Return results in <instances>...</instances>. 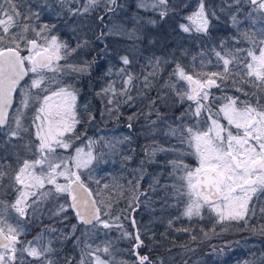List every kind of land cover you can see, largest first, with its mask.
<instances>
[{
	"label": "snow or ice",
	"instance_id": "1",
	"mask_svg": "<svg viewBox=\"0 0 264 264\" xmlns=\"http://www.w3.org/2000/svg\"><path fill=\"white\" fill-rule=\"evenodd\" d=\"M58 2L63 7L71 0ZM246 2L254 7L245 14V19H251L254 26L257 20L253 14L259 13V21L264 25V0ZM98 3L99 0H87L81 8L69 6L67 13L83 17L90 14ZM107 3L115 5L116 0H107ZM243 3L244 0H219V4L214 6L208 0H195L193 10L183 17L185 22L178 24L181 32L210 36L214 22L221 20L219 12L228 15L232 28L236 29L237 34L231 39L236 43L247 41L251 47L229 48L226 41L221 40L210 50L216 58L218 71H203L204 59L200 61L202 70L199 72L194 67L171 61L174 67L161 91L153 98L149 93L155 86L154 82L170 61L153 57L137 72L138 44L133 43L125 52H113L106 42L107 37L117 35L134 42L142 41L144 35L140 21L143 18H134L131 30L113 24L107 32L98 33L92 32L81 20L82 34L78 36L76 46L71 47L54 31L55 24L41 22L39 9L44 5H37L36 9L26 5L21 12L14 0H0V131L5 132L9 141L13 138L20 141L14 147L23 149L25 153H16L15 165L0 163V190L10 187L16 192L15 200L7 205L0 201V208H11L17 216L13 224L0 212V264H25L18 259V251L21 256L26 253L33 257L37 264H54L49 258L54 251L51 240L45 245L40 243L44 239L43 234L35 238L36 246L31 241L24 243L19 239L24 233L20 220L42 214L43 205L48 201H59L61 196L64 203L57 202L47 211L51 217L67 221L71 210L77 223L70 225L67 233L55 227H49L47 231L60 232L64 240L76 238L77 244L82 245L78 264H113L114 242L107 239L112 230L118 231L121 239L131 242L130 252L135 258L131 264H163V260H153L149 254H141V249L147 247L142 236L148 235V226L139 225L133 215L140 206V196L146 195L139 190L145 166L157 163L158 154L172 157L165 163L171 166L169 175L177 183L165 185V188H171V196L177 201V205L172 206L183 204L180 215L167 220L169 229L173 228L175 220L181 218L203 220L206 209L210 219L214 214L215 223L226 226L231 222L249 223L256 215L255 206L249 207L253 196L258 201L257 193L264 192V103H261L264 99V26L259 29L241 28L242 21L238 16ZM183 7L187 8L189 4L185 2ZM137 8L157 13L161 21L174 11L169 0H139ZM107 11L115 9L108 8ZM103 19L99 17L101 22ZM146 23L155 26L158 21L148 19ZM89 32H92L91 37ZM97 42L100 45L98 49ZM154 42L149 40V43ZM82 51L96 54L79 63L69 62L70 57ZM242 51L245 52L244 57L239 55ZM109 57L112 59L103 67L104 84L95 95L106 97L108 104L115 103L117 109L121 104L136 108V102L140 100L143 107L128 117L129 129L132 128L131 121L139 118L140 114L146 119L153 115L156 117L148 119L144 128L145 139L149 142L141 149L144 159L139 161L140 175L136 177L135 184L128 181L129 190L135 194L126 208L116 212L113 211L112 200L115 186L110 188L109 183L101 184L95 174L97 168L111 162L109 156L117 150V145L130 143L131 137L126 136L116 143H101L89 138L85 142L87 151L85 147H76L74 155L69 156L57 152L58 149L72 148L73 142L80 139L77 126L95 118L87 105L78 110L79 90L63 77L91 75L99 60ZM195 59L193 57V61ZM208 63L212 62L209 60ZM228 81L232 82L236 92L243 93L245 97L250 93L244 90L243 85L251 84L254 89L251 95L259 91L260 99L253 103L239 95H228L227 91H222L220 96L211 92L212 88H227ZM169 94L174 103L190 102L178 117L168 118L159 110L160 106L168 105ZM17 97L19 106L13 109ZM9 110L14 113L11 117L14 126L9 125ZM185 118L191 122L184 123ZM169 119L172 123H168ZM157 134L165 138L164 144L156 139ZM26 135L34 139L25 140ZM172 139H175V144L171 143ZM98 144L99 151L96 150ZM134 151L130 149L129 154L122 155V161L130 162ZM186 157H194L196 166L186 163ZM100 171L105 172L106 169L100 168ZM5 178L9 180L7 185ZM60 178H63V183L59 182ZM89 183L97 187L90 188ZM154 184H159V180H154ZM150 188L155 190L153 185ZM105 191L109 192L107 200L101 196ZM260 211L264 214V208ZM126 222L131 230L126 227ZM78 225L83 226L80 236H76ZM174 230L192 232V228L183 226ZM225 230L226 227L222 229ZM211 231L215 234V227ZM201 232L207 237L208 233L203 229ZM101 233L105 239L94 245L91 241ZM190 238L197 239L195 235ZM66 264H71V261L67 260ZM121 264L125 262L121 261ZM259 264H264V255L260 257Z\"/></svg>",
	"mask_w": 264,
	"mask_h": 264
},
{
	"label": "rangeland",
	"instance_id": "2",
	"mask_svg": "<svg viewBox=\"0 0 264 264\" xmlns=\"http://www.w3.org/2000/svg\"><path fill=\"white\" fill-rule=\"evenodd\" d=\"M191 0H169L170 5L174 9V11L170 12L169 16L166 17L163 21L160 20V17L157 13L151 11H144L143 9L137 8V4L139 0H127L123 5L122 10L117 11L113 15L110 16V28L113 24L121 25L124 28L131 30L135 24L136 17L143 18L140 23L143 26L144 39L142 41H132L128 39L126 36H109L110 39L113 40V47L110 49L120 52H125L133 43L138 44L139 46V54L137 55L138 65L135 66V71H140V66L146 64L147 60L153 57H160L170 61L169 64L164 65V70L161 73L160 77L157 81L154 82L155 86L152 91L149 93L150 96L155 98L157 93L161 91V86L167 81L174 64L171 61H177L182 65L188 67H194L195 70H199L201 68L200 61H193V57L199 52H202L198 47L197 43L203 39L199 34H187L180 31L178 24L184 23L183 17L189 14L192 10ZM210 1V2H209ZM187 2L189 7H183L184 3ZM195 2V0H194ZM212 5H218L219 0H208ZM254 6L249 5L246 0H244L243 7L238 16L240 20L245 18V14L253 10ZM63 17L62 22L54 23L56 25V29L54 31L57 32L59 37L67 41V43L71 47L76 46V40L80 34L77 29V25L80 20L84 19V17H88L89 14H84L83 17H75L70 16L67 13V9H63ZM124 11L125 17L119 16ZM58 13V12H54ZM61 13V12H60ZM123 14V15H124ZM221 16V20L219 23L214 22V27L211 30V35L216 36L214 44L211 46V49L219 44L221 40H217V38L222 37L221 31L224 28V25L227 18H230L228 15L223 13H219ZM254 18L257 20V23L253 26L251 19H247V25L253 27H262L259 21V13L253 14ZM87 19V18H86ZM148 19H155L158 23L155 26L149 25L146 23ZM225 20V21H224ZM257 28V29H258ZM221 29V30H220ZM31 35V33H29ZM207 37L210 40L211 39ZM154 40V43H149V40ZM199 42V43H200ZM248 43V42H246ZM227 47L233 48V45L226 44ZM248 48V45H245ZM243 45L241 47H237L240 49H244ZM203 49V48H202ZM210 49V50H211ZM88 51H82L75 54L73 57L69 58L70 63H79L84 59H91L87 57ZM240 57H244L245 52H240ZM112 58H106L105 61L99 62L101 66L97 68L91 75L84 74H72L71 76L65 75L63 79L71 82L75 85V87L79 90V99L77 102L78 110L82 109L84 105H87L88 111L91 114L96 112V108L93 107L90 103L92 101L91 95L81 94V86L82 81L87 79V77H91L90 88L88 91H96L100 90L101 86L104 84L103 76V67L107 65L108 61ZM114 62V61H113ZM63 63V62H62ZM207 72V71H206ZM49 75H52L49 73ZM183 84V82H181ZM228 87L222 90H218L216 88H212L211 92L216 96H220L222 91H227L228 95H239L241 99H247L250 102L255 103L257 99H260V93L256 92V95H251L250 84H244V90L249 92L250 95L245 97L243 93L236 92L235 87L232 86V82H227ZM239 86V85H237ZM250 89V90H249ZM164 92H167V89H163ZM102 99L107 100L106 97H102ZM19 97L17 99L16 107L19 106ZM146 103V101L144 102ZM190 102L185 101L183 104L174 103V98L169 94L168 105L160 106L159 110L166 117H178L181 112L187 109L188 104ZM261 103H264V99L261 100ZM159 104V101H158ZM113 107V104H110ZM136 108H131L127 104H121L119 106V113L124 115V118L128 120V117L136 112L138 109L142 108L140 100L136 102ZM15 107V108H16ZM97 107V106H96ZM116 107V106H115ZM30 111V109H29ZM143 111H147V108H143ZM127 114V115H126ZM14 113L12 114V116ZM11 116V117H12ZM11 119V118H10ZM148 119H156L155 115L151 116ZM148 119L144 117L143 114L139 115V118L135 119L137 121V135L138 137H132L129 129L119 127V124H111V120H104L107 125H109L110 129L107 130L101 129V126H97L94 120L90 122L83 123L77 126V132L80 133V139H77L73 142V147L67 150L58 149L57 152L60 155L69 156L74 155V149L76 147H85V142L91 138L94 140L101 141H111L112 143H116L117 140H122L124 137H131L130 143H124L122 145H117V150L110 154L109 158L111 162L107 165H101L100 168L106 169L105 172H101L100 168H97L96 178H100L101 184L109 183L110 188L114 186V194L112 195L113 205L116 201L121 202L116 208V211L120 209H124L127 207V203L134 196V192L130 191V185L128 181H132L133 184L136 183V177L140 175L139 161L144 159V153L141 151L142 147L148 143L149 141L145 139L144 136V128L148 123ZM134 120V119H133ZM138 120H142L143 122H138ZM190 123L191 121L188 118H185L184 123ZM224 122V121H222ZM27 124V120L24 121ZM168 123H172V119L168 120ZM9 125H13L12 119L9 122ZM14 126V125H13ZM34 139V137L26 135L25 140ZM156 139L159 140L161 144H164L165 138L161 134H157ZM21 142L16 138H13L11 141L8 140L5 132L0 131V163L3 164H13L15 165L16 161V153L19 152L20 155H24V151L21 148L14 147V145H18ZM171 143L175 144V139L171 140ZM130 149H135L132 152L133 159L130 162L122 161V155L129 154ZM88 149L85 147V151ZM97 151L100 150V145H97ZM105 152L108 151L107 148L104 149ZM172 157L166 154H158L156 156L157 163L146 165L145 172L143 174V178L139 181V190L141 192L146 193L145 196H140V206L133 213L139 225H147L148 226V235L142 236L147 247L141 249L142 252L148 253L153 260L160 259L163 260V264H212L215 262V259L223 261L226 257L231 256L232 252H234V239L239 234L243 237L239 239H243L240 241V244L244 247H247L249 244L247 242V238L245 233L248 230L247 225L243 221L239 222H231L229 224H219L215 223L214 214L212 218H209V213L207 209L205 210V218L203 220L193 219L191 221L181 218L180 220H175L172 229L168 228L167 220L173 218L175 216L180 215L183 204L177 205V201L171 196V188H165V185H172L173 183H177L176 179L169 175L171 172V166L166 165L165 161L167 159H171ZM194 157H186V163L190 166L195 167ZM158 179L159 184H154V180ZM60 183H63V178H60ZM5 185L9 184V180L5 178ZM150 185H153L155 190L150 188ZM122 186V187H120ZM89 187L95 189L97 186L94 183H89ZM123 193V195H121ZM259 196V200L264 198V192L257 193ZM101 196L107 200L109 199V192L105 191L101 193ZM16 197V192L13 188L5 187L3 190H0V201H4L5 204H11ZM167 201V204L165 203ZM64 203L63 196L59 199V201H48L45 205H43V213L37 216H29L26 219H21L20 224L24 228V233L19 237V239L27 243L31 241L33 246H36V237L43 234L44 239L40 242L41 245L47 244L48 240H51V246L54 249L53 253L49 254V258L53 260L54 264H66L67 260L71 261V264H78V261L81 258L80 248L82 245H78L76 242V238L73 237L68 240H64L60 235V232H49L47 229L49 227H55L61 230L63 233H67L70 231V225L76 224V218L72 215L71 210H69V219L67 221H60L58 217H51L48 208L54 207L56 203ZM256 196H253V201L250 203L249 207L252 208L255 206L256 210ZM114 207V206H113ZM0 212H3L5 217L9 220L10 223L15 224L17 221L16 213L7 207L0 208ZM131 212V209H129ZM252 218V217H251ZM195 223V227L191 225L192 228L191 233L186 232H176L174 229L179 228L185 224ZM81 225L77 226L76 236H80ZM126 227L130 226L126 222ZM215 227V234L211 231V229ZM227 228V230L222 231V229ZM201 229L205 233H208L207 237L201 232ZM191 235H195L197 237L196 240H192ZM105 239L103 234H98L95 236L94 240L91 241L94 245L99 243L100 240ZM107 239L112 240L113 243V264H121V261L125 262V264H131V262L135 259L130 252L131 242L127 239H121L120 233L116 230H112L107 237ZM191 245V246H190ZM19 248V245H18ZM150 250V251H149ZM18 259H22L25 261V264H37L36 260L33 257L28 256L26 253L21 256L20 252H17ZM107 259V257H105Z\"/></svg>",
	"mask_w": 264,
	"mask_h": 264
},
{
	"label": "flooded vegetation",
	"instance_id": "3",
	"mask_svg": "<svg viewBox=\"0 0 264 264\" xmlns=\"http://www.w3.org/2000/svg\"><path fill=\"white\" fill-rule=\"evenodd\" d=\"M14 2H17L18 10L21 12H23L25 10L26 5H31V7L33 9H36L37 5H44V7L39 9L41 22L48 23V24H54V23L62 22V20H63L62 19V17H63V13H62L63 11L62 10L63 9H67L69 6L73 9L81 8L84 4L87 3V0H71V2L69 4H65L63 7L60 5L58 0H14ZM125 2H127V0H116L115 5H110L107 3V0H99V3L96 5L95 9L88 15V17H84V19H82V20L84 21V23L89 28L92 29V32H97V33L99 31L107 32L108 28H110V19H109L110 16L113 15L114 13H116L117 11L122 10V8L124 7L123 4ZM4 7L7 8L8 5L5 4ZM108 8H114L115 11L109 12V11H107ZM54 12H58V13H54ZM57 14H59V16H57ZM123 14H124V11L119 16L125 17V14L124 15ZM101 16L104 18L103 22H101L99 20V17H101ZM80 21L77 25V29L79 30L80 34H82ZM85 30H87V29H85ZM92 32L88 33L90 37L92 36ZM106 42H107L109 48L114 46L113 40L110 39V37H107ZM96 47H97V49L100 47L99 42H97ZM95 54L96 53L93 51H88L87 57L92 58V56ZM100 61L103 62V61H105V59L99 60V62ZM99 66H101V64L98 63V65L92 69V72L97 70V68ZM91 80H92L91 77H87V79H84L82 81L81 94L82 95H86V94L91 95L92 101L90 104L96 108V112L94 114H92L95 117L93 120L96 123V125L99 127L101 126V129H103V130H107L110 126L105 123L104 120L106 119V120H111L110 125L111 124H114V125L119 124L120 125L119 127H121L120 130H122V128H124V127L129 129V127H128L129 121H127L124 118V115L118 114L119 108L117 109L115 107V103H113V107H112L110 104H108L107 100L102 99V97L96 96L93 91H88V88H90V84H91L90 81ZM97 92H98V90L96 91V93ZM17 99H18V97L15 99L13 109H15V107H16ZM110 109H111V111H109ZM12 114H13V111H11L9 119L11 118ZM84 118L87 119L86 115ZM138 122H143V121L138 120ZM131 123H132V128L129 129V131H130L132 137H134V138L138 137L139 135H137V124H136L137 121L134 119L131 121ZM141 254H148V253L141 251ZM30 264H32V263H30Z\"/></svg>",
	"mask_w": 264,
	"mask_h": 264
},
{
	"label": "trees",
	"instance_id": "4",
	"mask_svg": "<svg viewBox=\"0 0 264 264\" xmlns=\"http://www.w3.org/2000/svg\"><path fill=\"white\" fill-rule=\"evenodd\" d=\"M191 4L195 3L194 0L190 1ZM210 2V1H209ZM190 10H193L192 8ZM223 17H225V15L223 14ZM226 22L224 25V28L221 30L223 31L221 33L222 37L217 38V40H225L226 44L229 45H233V48H237V47H241V45L245 46L248 45V43H246L247 41H241L239 43L234 42L231 37L235 36L236 33V29L232 28L231 24H230V18L225 19ZM224 20V21H225ZM242 24H241V28L242 29H251L252 26L249 27V25H247V19L243 18L242 20ZM256 29L258 28L257 26L255 27ZM259 29V28H258ZM202 36V42H198L197 45H199V49L202 52L197 53L196 59L195 61H201V59L205 60V67L203 68V71H218L220 69H218L217 67H215L216 64V58L214 55L211 54V46L215 45L214 41L216 36H212L211 38L209 36ZM207 37H209L211 39L210 40H205L203 42L204 39H208ZM251 47V44H249L248 48ZM203 48V49H202ZM230 48V46H229ZM246 48V46L244 47V49H248ZM219 50V49H217ZM203 54V55H202ZM211 61L212 63H208V61ZM242 67V63L240 65ZM202 69L200 68L199 70H197L198 72L201 71ZM241 75H243V73H241ZM239 79V78H238ZM231 82V81H229ZM251 90L253 89V86L250 84L249 87ZM249 89V90H250ZM257 93H259V91H256ZM252 93V92H251ZM188 123V121H187ZM121 205V202H118L114 204L113 210L115 211L116 208L118 207V205ZM256 215L253 216L250 220L249 223L247 224L248 230L246 231L245 235L246 237H248L246 240L248 242V246L244 247L240 244V241H242L241 239H239L238 237L242 238L243 236L241 234H239V236H237L234 239V246H235V251L232 252L231 256L226 257V259H224L223 261L215 259V262H213L212 264H244V262H249V264H253V262H255V264H259V260L260 257L262 255H264V214H261V209L264 208V198L262 200H258L256 202ZM191 225H193V227H195V223L192 224H185L182 225L183 227H191ZM191 246V245H190Z\"/></svg>",
	"mask_w": 264,
	"mask_h": 264
},
{
	"label": "water",
	"instance_id": "5",
	"mask_svg": "<svg viewBox=\"0 0 264 264\" xmlns=\"http://www.w3.org/2000/svg\"><path fill=\"white\" fill-rule=\"evenodd\" d=\"M14 103H15V100H14V102H13V105H14ZM11 111H12V110H9V117H10ZM9 121H10V119H9Z\"/></svg>",
	"mask_w": 264,
	"mask_h": 264
}]
</instances>
